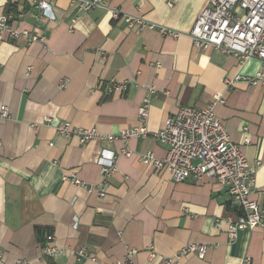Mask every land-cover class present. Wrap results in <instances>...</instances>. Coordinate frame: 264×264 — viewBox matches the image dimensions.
<instances>
[{"label":"crops","instance_id":"crops-1","mask_svg":"<svg viewBox=\"0 0 264 264\" xmlns=\"http://www.w3.org/2000/svg\"><path fill=\"white\" fill-rule=\"evenodd\" d=\"M54 15L45 16L39 2ZM209 0H107L106 7L78 11L73 0H0V17L28 36L0 33V252L5 264H163L191 242L210 247L177 264H264V230H242L235 240L223 222L240 215L227 188L214 178L175 181L165 168L140 161L167 146L153 132L182 106L205 108L217 94L216 113L248 163L256 167L251 197L264 204V66L193 44L189 32ZM130 16L180 32L130 27ZM33 36L44 40L33 41ZM263 74L253 85L250 79ZM243 78L228 85V76ZM110 81L127 90L107 94ZM149 98L148 136L107 138L80 144L56 131L60 121L118 135L139 125L138 109ZM246 140H249L248 142ZM103 150L116 155L115 171L103 176ZM131 150L132 156L123 154ZM75 175L85 186L64 181ZM107 194L98 195L102 180ZM88 186H94L88 191ZM44 232L63 251L41 256ZM155 255L150 256L149 247ZM85 248L90 257L78 261ZM134 250L132 254L129 253ZM127 264V263H126Z\"/></svg>","mask_w":264,"mask_h":264},{"label":"built area","instance_id":"built-area-1","mask_svg":"<svg viewBox=\"0 0 264 264\" xmlns=\"http://www.w3.org/2000/svg\"><path fill=\"white\" fill-rule=\"evenodd\" d=\"M78 11H87L93 7H106L107 0H73ZM172 6L174 0H167ZM43 15L53 18L54 15L47 2H39ZM111 9V8H110ZM114 18L124 17L130 27L140 29L149 28L158 30L162 35L178 37L180 32L164 25L148 22L137 16H130L117 8L111 9ZM11 14L0 17V33H7L10 37L18 38L21 35L28 36L11 23ZM193 44L201 49L213 47L224 53L235 55L241 62L255 58L264 66V0H209V4L199 13L192 29L189 32ZM31 40H44V37L33 36ZM243 78L240 74L228 76L225 81L230 86L235 80ZM258 79H263V74L250 79L255 85ZM127 82L110 81L106 85L105 92L113 94L127 90ZM222 94H217L213 103L205 108L182 106L178 111L166 118L163 127L153 132V135L167 146L165 158H156L152 151L139 154L141 162L152 163L156 168H165L175 181H184L190 177L202 179L214 178L218 184L227 188L233 200L237 203L240 215L235 220H217L216 225L223 223L228 227V237L235 240L242 230H253L259 227L264 230V204L251 197L255 187L256 167L251 166L242 151L240 145L231 140L225 125L216 113V106L224 103ZM149 98H146L138 109L139 125L122 131L118 135H106L98 130L80 128L69 121H60L56 125L57 133L65 139H76L80 144L107 138L114 140L121 137L124 140L131 136H148L147 122L149 118ZM10 116L7 106L0 109V118ZM247 142L249 140H246ZM126 156H132L131 150L123 152ZM116 155L113 151L103 150L99 164L103 176L115 171ZM64 181L75 185L85 186V182L79 180L74 174L64 175ZM108 183L104 179L100 183L98 195L104 197L107 194ZM94 186H88V191H93ZM41 256L54 257L63 250L55 244V236L52 232H44L42 239ZM205 243L191 242L178 252L166 258L163 264H177L178 261L190 254L204 258L209 249ZM150 256L155 255L154 246L149 247ZM131 250L130 254L134 253ZM76 259L90 257L85 248H79L74 252ZM247 257L243 264H249ZM128 264L127 260H118L112 264ZM0 264H5L0 252ZM17 264H23L21 260ZM108 264V263H107Z\"/></svg>","mask_w":264,"mask_h":264}]
</instances>
